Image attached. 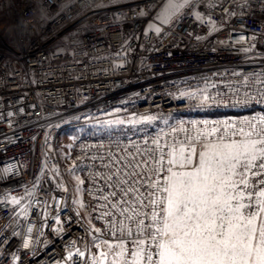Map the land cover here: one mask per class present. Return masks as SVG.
I'll use <instances>...</instances> for the list:
<instances>
[{"label":"built area","instance_id":"built-area-1","mask_svg":"<svg viewBox=\"0 0 264 264\" xmlns=\"http://www.w3.org/2000/svg\"><path fill=\"white\" fill-rule=\"evenodd\" d=\"M167 1L0 0V200L23 197L19 205L0 202V264H71L64 258L76 248L90 264L93 237L111 239L108 218L96 217L114 211L88 194L101 195L103 184L81 171L99 165L90 157L158 134L163 143L181 120L264 114V103H236L264 93V0H192L165 24L157 17ZM149 22L161 32L144 34ZM107 125L81 136L64 161L63 131ZM74 164L85 180L82 210L65 175ZM62 181L67 191L57 187ZM28 236L31 250L23 247Z\"/></svg>","mask_w":264,"mask_h":264},{"label":"snow or ice","instance_id":"snow-or-ice-1","mask_svg":"<svg viewBox=\"0 0 264 264\" xmlns=\"http://www.w3.org/2000/svg\"><path fill=\"white\" fill-rule=\"evenodd\" d=\"M191 3L168 0L157 19L169 23ZM195 15L202 20L199 13ZM152 28L161 32L150 24ZM253 101L264 103V93L259 99L236 103L243 106ZM164 135L170 139L163 143L159 134L143 144L121 147L117 143L116 152L90 157L99 161L98 166H81L91 184L103 182L96 188L101 195L87 190L93 199L105 202L97 207L114 210L96 217L108 218L105 224L110 226L111 239L96 243L98 238L93 237V246L100 251L92 254L90 264H108L110 255L111 264H264V114L239 121L181 120ZM75 180L80 193L85 180L78 175ZM57 187L67 191L62 184ZM22 199L12 195L0 202L19 205ZM73 203L86 207L82 200ZM22 210L26 218L27 208ZM56 223H61L58 216ZM93 231L105 230L93 226ZM26 232H33L31 224ZM34 244L30 236L23 239L25 249L31 250ZM18 259L13 255L14 261ZM64 259L89 264L80 248L69 250Z\"/></svg>","mask_w":264,"mask_h":264},{"label":"rangeland","instance_id":"rangeland-1","mask_svg":"<svg viewBox=\"0 0 264 264\" xmlns=\"http://www.w3.org/2000/svg\"><path fill=\"white\" fill-rule=\"evenodd\" d=\"M167 4H168V1H167ZM2 27L6 28L4 23L2 24ZM84 133H87V131L82 126H76L73 129H68V130H65L62 132V134H61V140H62L61 152H62V156L64 158V161L66 163H67V159H68V153H69L71 147L81 136L85 135ZM65 175H66L67 181L70 185V188L74 194V200H82V192L78 193L76 191L77 184H76L75 176L78 175L76 168H74L72 165H67L66 169H65ZM61 184L65 188H67V185L65 184V182L62 181ZM80 187L82 188V185ZM75 205L80 210H82V208H80L79 204L75 203ZM96 243H99V242H96ZM92 249H93V253H98L100 251V249H96L93 246V243H92ZM111 260H112V256L110 255L108 258V264H111Z\"/></svg>","mask_w":264,"mask_h":264},{"label":"trees","instance_id":"trees-1","mask_svg":"<svg viewBox=\"0 0 264 264\" xmlns=\"http://www.w3.org/2000/svg\"><path fill=\"white\" fill-rule=\"evenodd\" d=\"M4 18H5V10H4V7L2 5H0V29L2 30V24L4 23ZM104 128V129H103ZM109 128V126L107 125L106 127H97V128H94V130L92 131V127H87V128H84L87 133H84L85 136L86 135H100L102 133H104L105 131H107ZM102 130V131H101ZM84 136V135H83Z\"/></svg>","mask_w":264,"mask_h":264},{"label":"water","instance_id":"water-1","mask_svg":"<svg viewBox=\"0 0 264 264\" xmlns=\"http://www.w3.org/2000/svg\"><path fill=\"white\" fill-rule=\"evenodd\" d=\"M154 25L155 27H159L158 25H156V24H154V23H152V22H149L146 26H145V28H144V31H143V33L144 34H147L148 32H150V31H154L155 32V28H152V29H149V25Z\"/></svg>","mask_w":264,"mask_h":264},{"label":"bare ground","instance_id":"bare-ground-1","mask_svg":"<svg viewBox=\"0 0 264 264\" xmlns=\"http://www.w3.org/2000/svg\"><path fill=\"white\" fill-rule=\"evenodd\" d=\"M87 128V127H86ZM104 129V128H103ZM94 130V128H92V131ZM102 131V130H101ZM98 134V133H97Z\"/></svg>","mask_w":264,"mask_h":264}]
</instances>
